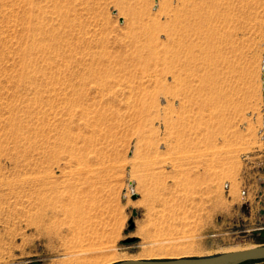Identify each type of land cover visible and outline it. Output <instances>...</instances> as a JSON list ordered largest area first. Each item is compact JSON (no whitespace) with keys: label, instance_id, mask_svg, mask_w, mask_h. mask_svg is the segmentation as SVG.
Masks as SVG:
<instances>
[{"label":"rangeland","instance_id":"rangeland-1","mask_svg":"<svg viewBox=\"0 0 264 264\" xmlns=\"http://www.w3.org/2000/svg\"><path fill=\"white\" fill-rule=\"evenodd\" d=\"M263 50L264 0H0V264L264 245Z\"/></svg>","mask_w":264,"mask_h":264},{"label":"water","instance_id":"water-1","mask_svg":"<svg viewBox=\"0 0 264 264\" xmlns=\"http://www.w3.org/2000/svg\"><path fill=\"white\" fill-rule=\"evenodd\" d=\"M264 64V50L261 65ZM135 211H132V216ZM131 226V218L128 220ZM264 259V245L253 246L245 249L221 252L213 255L181 257L172 259H125L111 264H239L251 260Z\"/></svg>","mask_w":264,"mask_h":264},{"label":"bare ground","instance_id":"bare-ground-1","mask_svg":"<svg viewBox=\"0 0 264 264\" xmlns=\"http://www.w3.org/2000/svg\"><path fill=\"white\" fill-rule=\"evenodd\" d=\"M261 69H262V72H263V74H262V77L264 78V64H263V66L261 65ZM62 132V131H61ZM64 133V132H63ZM66 133V132H65ZM68 133V132H67ZM68 135V134H67ZM69 135H71L70 133H69ZM68 135V136H69ZM68 136H66V137H68ZM72 136V135H71ZM65 139V138H64ZM68 139V138H67ZM63 140V139H62ZM64 142V141H63ZM70 143V142H69ZM68 144V143H67ZM71 146V145H70ZM68 148V147H67ZM69 150H71V149H69ZM68 150V151H69ZM70 153H71V151H70ZM74 153V152H73ZM158 256V255H157ZM156 257V256H155ZM130 259H132V258H130ZM168 259H172V258H168ZM146 260H149V259H146ZM96 264H98V263H96Z\"/></svg>","mask_w":264,"mask_h":264}]
</instances>
